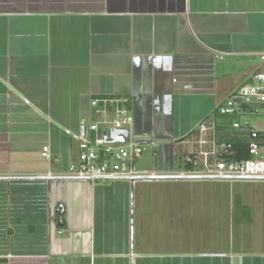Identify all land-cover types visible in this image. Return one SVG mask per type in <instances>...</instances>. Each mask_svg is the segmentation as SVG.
<instances>
[{
	"label": "crops",
	"instance_id": "obj_1",
	"mask_svg": "<svg viewBox=\"0 0 264 264\" xmlns=\"http://www.w3.org/2000/svg\"><path fill=\"white\" fill-rule=\"evenodd\" d=\"M263 52L264 0H0V264H264V181L45 177L102 96L130 99L139 170H185Z\"/></svg>",
	"mask_w": 264,
	"mask_h": 264
},
{
	"label": "built area",
	"instance_id": "obj_2",
	"mask_svg": "<svg viewBox=\"0 0 264 264\" xmlns=\"http://www.w3.org/2000/svg\"><path fill=\"white\" fill-rule=\"evenodd\" d=\"M91 107L96 119L82 120L80 125L85 134L78 136L80 154L78 163L69 166L62 176L48 173L47 179H69L91 183L156 180L165 177L176 179H210L224 181H264V52L260 56V66L251 82L234 92L229 105L219 107L204 119L191 133L194 149L184 157L188 166L185 170L172 174L157 171H142L137 161L147 151V147L136 142L133 135L134 117L130 99L125 96H102L92 100ZM232 112L243 120L232 121L228 133L232 137H247L250 159L234 162L228 157L233 144L220 140L216 113L226 116ZM250 117L259 118L261 129ZM128 131L123 143H115L111 135ZM226 135V134H225ZM224 135V136H225ZM42 157L51 160L50 147L43 148Z\"/></svg>",
	"mask_w": 264,
	"mask_h": 264
},
{
	"label": "trees",
	"instance_id": "obj_3",
	"mask_svg": "<svg viewBox=\"0 0 264 264\" xmlns=\"http://www.w3.org/2000/svg\"><path fill=\"white\" fill-rule=\"evenodd\" d=\"M233 119H234V115L232 114V112H229V114L226 116L219 115L217 119V129H218L219 138L220 140L233 144V149L228 157L231 161L240 162V161L248 160L250 159L248 138L232 137L228 133V127L230 126Z\"/></svg>",
	"mask_w": 264,
	"mask_h": 264
},
{
	"label": "rangeland",
	"instance_id": "obj_4",
	"mask_svg": "<svg viewBox=\"0 0 264 264\" xmlns=\"http://www.w3.org/2000/svg\"><path fill=\"white\" fill-rule=\"evenodd\" d=\"M252 120H255V119H258V118H256V117H250ZM236 120H243L242 118H236ZM257 126H258V128L259 129H261V127H262V124L260 123V121L258 120L257 121ZM166 224H167V228L169 229V230H171L172 228H174L173 226H172V223L170 222V221H168V222H166ZM175 227L178 229V230H180L182 227H183V229L184 230H187L188 229V227H191V222L190 221H187V220H184L183 221V223H181V225H180V222H178V223H176L175 224ZM200 227H201V229H204V228H208V222H204V221H201L200 222Z\"/></svg>",
	"mask_w": 264,
	"mask_h": 264
},
{
	"label": "water",
	"instance_id": "obj_5",
	"mask_svg": "<svg viewBox=\"0 0 264 264\" xmlns=\"http://www.w3.org/2000/svg\"><path fill=\"white\" fill-rule=\"evenodd\" d=\"M82 133L85 134V130H82ZM128 136H129L128 131H120V132L113 133L111 135V138L113 139V141L115 143H123V142H125V140ZM58 222H59L60 226H63L61 217L58 219Z\"/></svg>",
	"mask_w": 264,
	"mask_h": 264
}]
</instances>
